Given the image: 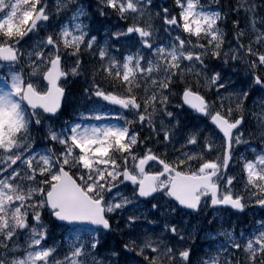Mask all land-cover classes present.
I'll return each mask as SVG.
<instances>
[{"label": "snow or ice", "instance_id": "obj_1", "mask_svg": "<svg viewBox=\"0 0 264 264\" xmlns=\"http://www.w3.org/2000/svg\"><path fill=\"white\" fill-rule=\"evenodd\" d=\"M173 3L98 0L99 17L124 22L101 44L81 0H0V264H264V215L221 228L202 256L182 222L264 210V147L244 130L246 101L264 102V0L229 6L248 25L233 21L234 43L222 0ZM257 134L264 145V115Z\"/></svg>", "mask_w": 264, "mask_h": 264}, {"label": "rangeland", "instance_id": "obj_2", "mask_svg": "<svg viewBox=\"0 0 264 264\" xmlns=\"http://www.w3.org/2000/svg\"><path fill=\"white\" fill-rule=\"evenodd\" d=\"M168 1H171V4L174 6L173 0H155V2L157 3V5H167ZM50 4L53 6V11H55V3L56 0H49ZM213 0H205V4H210L212 3ZM81 3L83 4L86 12L88 13L89 16V20L85 21L86 23H90V20H93L94 17L90 16L89 10H93V12H95L98 15V13L96 12V5L98 3V0H81ZM237 0H233V3L231 5H236ZM89 6H91L92 8L88 9ZM227 11L226 13L229 14V16L232 18L231 24L227 26L228 29V36H227V40H231L233 43L235 42V35L234 33H229L230 32V28L232 26L233 28V21L235 19H239L240 21V26L241 27H247V22L245 20V17L243 15V13L239 16L236 17L235 13L230 12V7H227ZM101 18V22L100 24H91V32L94 35H97L98 40L100 41L101 44H103L107 37H106V33H110L118 24H124L123 21H119L118 18H116L115 16H111V17H100ZM53 23H55V21H53ZM223 29H226V27H224L222 25ZM231 35V36H230ZM246 39V38H245ZM226 45H227V41H226ZM89 57L91 60V56L87 53V51H85L83 58ZM90 65V63H89ZM90 68L88 69L90 72L91 66H89ZM228 72L231 74V77L234 81L237 82V88L239 87V81L243 80L246 78L247 73L245 70V66L241 63L238 67L236 68H229ZM91 77L89 76V79ZM84 81V78L82 79ZM83 83L78 81L76 82V80L70 81L69 84L67 85V87H73V85H82ZM79 94H72L70 95V97L72 96H78ZM78 101L76 99H72V104H77ZM262 102L260 100V94L256 93L254 95H252L250 97V99L248 101H246V118L248 123L245 125V132H246V136L245 139L249 138L248 134H253L252 138H251V143L254 147L256 148H261L264 147V145L261 144L259 138H258V134H257V127H258V120L259 118L264 115V109H262L261 105ZM68 112H73V114L75 115L74 110L70 107L68 109ZM186 123H199L198 121H186ZM201 127H203V125H201ZM147 133L145 132V135ZM176 147H179V145L177 144ZM160 150L163 152L165 151V149L160 146ZM168 152H172V147L169 146L167 149ZM241 153H245L246 155H252L251 149H248L246 151V145H240L238 146V150L236 152V157L238 158L239 155ZM231 175H235L237 177V180H239L240 177V169H239V165L237 160L233 161V166L230 169V173ZM234 191L236 192H243V185L242 183H237L236 187L234 189ZM247 215L249 217L248 222L245 223L244 225L238 224V220L237 218H240L238 216H235L234 214L230 213V211H224V210H213L210 207H204L203 211L200 212L199 214H192L191 216H184L183 217V221L182 222H187L185 223V227L188 229H191L194 232L193 238L189 241H187V243L191 244L193 249L196 250L197 254L202 256L203 253L208 252V245L209 244H215L218 240H222L223 237L219 236V230L221 228L227 229V230H231L232 228H235L236 233L238 234L240 232L241 229H245L247 230L254 222L255 219H257V210L255 208L254 204H249L247 206ZM261 217V216H259ZM177 219H180L179 217ZM214 219V223L212 225H208V221L209 220H213ZM215 235L216 236V240H213L211 238V236L209 234ZM63 236V232L61 229L59 228H53L51 231V237L49 240V243H52L53 241L59 243L62 239Z\"/></svg>", "mask_w": 264, "mask_h": 264}, {"label": "trees", "instance_id": "obj_3", "mask_svg": "<svg viewBox=\"0 0 264 264\" xmlns=\"http://www.w3.org/2000/svg\"><path fill=\"white\" fill-rule=\"evenodd\" d=\"M231 21H232V18L229 16V15H227V20H226V27L228 26V25H230L231 24ZM232 26H231V28H230V32L229 33H233L232 32ZM226 33H227V30H226ZM231 36V35H230ZM84 59V58H83ZM85 63H86V65H87V69H89L90 67V65H89V61H84ZM76 80V79H75ZM78 81H80V80H78ZM81 82V81H80ZM83 83V82H82ZM70 89H71V93L72 94H76V93H78L79 94V92H80V89H81V86L80 85H73V87H70ZM118 239L116 240V242H115V246H117V244H118Z\"/></svg>", "mask_w": 264, "mask_h": 264}]
</instances>
